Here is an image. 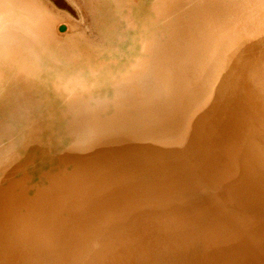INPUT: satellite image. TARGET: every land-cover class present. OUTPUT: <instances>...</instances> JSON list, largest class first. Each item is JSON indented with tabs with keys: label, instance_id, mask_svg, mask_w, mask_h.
<instances>
[{
	"label": "bare ground",
	"instance_id": "6f19581e",
	"mask_svg": "<svg viewBox=\"0 0 264 264\" xmlns=\"http://www.w3.org/2000/svg\"><path fill=\"white\" fill-rule=\"evenodd\" d=\"M75 1L0 0V264H264V0Z\"/></svg>",
	"mask_w": 264,
	"mask_h": 264
},
{
	"label": "rangeland",
	"instance_id": "374dc122",
	"mask_svg": "<svg viewBox=\"0 0 264 264\" xmlns=\"http://www.w3.org/2000/svg\"><path fill=\"white\" fill-rule=\"evenodd\" d=\"M43 2L49 8V11L51 10L52 14L55 16V22L59 27L61 25V27H64L67 23H73L78 28L81 27L80 29L84 31L86 39L88 38L89 41H97V34L91 23L90 17L85 11H82L81 9L78 10V7H76L77 2L75 0H43ZM89 29L90 32L88 31Z\"/></svg>",
	"mask_w": 264,
	"mask_h": 264
},
{
	"label": "water",
	"instance_id": "95a60500",
	"mask_svg": "<svg viewBox=\"0 0 264 264\" xmlns=\"http://www.w3.org/2000/svg\"><path fill=\"white\" fill-rule=\"evenodd\" d=\"M59 31L63 32L64 31V27H59ZM89 32H90V29H89Z\"/></svg>",
	"mask_w": 264,
	"mask_h": 264
}]
</instances>
